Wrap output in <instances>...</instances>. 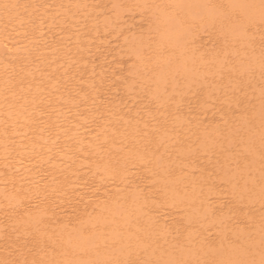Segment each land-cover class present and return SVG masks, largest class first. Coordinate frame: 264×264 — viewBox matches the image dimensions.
I'll list each match as a JSON object with an SVG mask.
<instances>
[{"label": "bare ground", "instance_id": "6f19581e", "mask_svg": "<svg viewBox=\"0 0 264 264\" xmlns=\"http://www.w3.org/2000/svg\"><path fill=\"white\" fill-rule=\"evenodd\" d=\"M0 264H264V0H0Z\"/></svg>", "mask_w": 264, "mask_h": 264}]
</instances>
